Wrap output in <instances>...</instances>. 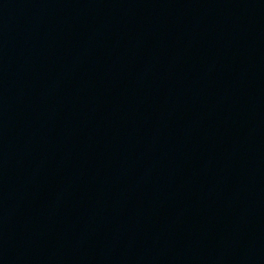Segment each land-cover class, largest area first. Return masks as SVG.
<instances>
[{"label":"water","instance_id":"95a60500","mask_svg":"<svg viewBox=\"0 0 264 264\" xmlns=\"http://www.w3.org/2000/svg\"><path fill=\"white\" fill-rule=\"evenodd\" d=\"M136 264H264V0H58Z\"/></svg>","mask_w":264,"mask_h":264}]
</instances>
